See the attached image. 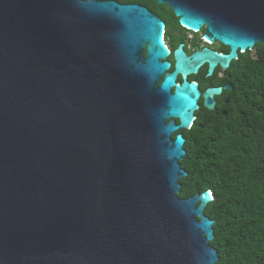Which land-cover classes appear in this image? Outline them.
<instances>
[{"label": "water", "instance_id": "1", "mask_svg": "<svg viewBox=\"0 0 264 264\" xmlns=\"http://www.w3.org/2000/svg\"><path fill=\"white\" fill-rule=\"evenodd\" d=\"M152 1L229 52L180 45L171 65L138 5L0 0V264L218 261L211 193L178 197V132L221 88L187 78L264 46V0Z\"/></svg>", "mask_w": 264, "mask_h": 264}, {"label": "trees", "instance_id": "2", "mask_svg": "<svg viewBox=\"0 0 264 264\" xmlns=\"http://www.w3.org/2000/svg\"><path fill=\"white\" fill-rule=\"evenodd\" d=\"M253 50L254 57L247 51L235 61L237 68L245 62L246 92L233 119L200 103L190 129L178 132L185 139L179 164L187 172L178 197L211 193L204 214L214 221L215 264H264V46Z\"/></svg>", "mask_w": 264, "mask_h": 264}, {"label": "flooded vegetation", "instance_id": "3", "mask_svg": "<svg viewBox=\"0 0 264 264\" xmlns=\"http://www.w3.org/2000/svg\"><path fill=\"white\" fill-rule=\"evenodd\" d=\"M114 1L119 4L138 5L140 7H143L163 22V41L169 51L167 60L171 65H173L172 53L180 45H182V49L187 56L193 54L194 52L200 51L203 48H207L211 51L221 54H227L229 52V49L227 47H224L217 42L212 44L206 43L203 39L204 28L196 33L183 29L178 24V18L174 16L173 11L166 4L159 5L152 0H123V2L117 0ZM175 42L177 43L174 44ZM253 49L250 51L251 57L255 56ZM241 54L244 53L238 52V58L236 60L240 59ZM236 60L232 61L227 69H222L221 67L217 66L213 70L212 75L209 77L206 76L207 65L205 64L201 68H199L196 74L190 75L187 78L189 82L196 83L201 93H203L208 88H221V93L214 97L215 109L212 111L224 118H229L230 120L233 119L232 117L236 110L237 103L241 101V98L246 92L244 85V83L246 82L245 62L243 60V62L240 63L239 68H237V66L235 65ZM170 71H172V69ZM237 73H239L241 78L240 86L237 85ZM177 81H180L179 77L177 78ZM226 86H229V89H226ZM200 103H202V100L199 101L198 106L200 105Z\"/></svg>", "mask_w": 264, "mask_h": 264}, {"label": "clouds", "instance_id": "4", "mask_svg": "<svg viewBox=\"0 0 264 264\" xmlns=\"http://www.w3.org/2000/svg\"><path fill=\"white\" fill-rule=\"evenodd\" d=\"M191 127V126H190Z\"/></svg>", "mask_w": 264, "mask_h": 264}]
</instances>
